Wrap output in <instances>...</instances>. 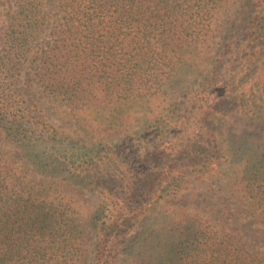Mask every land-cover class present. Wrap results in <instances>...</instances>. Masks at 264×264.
<instances>
[{"label": "trees", "instance_id": "trees-1", "mask_svg": "<svg viewBox=\"0 0 264 264\" xmlns=\"http://www.w3.org/2000/svg\"><path fill=\"white\" fill-rule=\"evenodd\" d=\"M54 1L39 43L43 0L0 3V135L28 165L0 150V264L79 263L66 203L37 183L52 173L98 198L90 264H264V247L195 213L147 226L158 201L215 175L225 120L264 131V94L252 90L264 85V0ZM224 4L223 43L204 63ZM22 85L63 101L93 141L47 123ZM260 148L236 188L264 227Z\"/></svg>", "mask_w": 264, "mask_h": 264}, {"label": "rangeland", "instance_id": "rangeland-1", "mask_svg": "<svg viewBox=\"0 0 264 264\" xmlns=\"http://www.w3.org/2000/svg\"><path fill=\"white\" fill-rule=\"evenodd\" d=\"M4 1L0 0V3ZM43 3L47 12L46 20L49 21V24L44 27L43 33L37 40L38 43L48 32L50 23L54 20L55 1L43 0ZM230 5L224 4L213 19V31L202 57L204 63L212 57L211 54H214L216 43H223L224 27L227 17L231 13L227 11ZM263 81L264 77L260 78V82ZM249 89L250 84L242 88L245 94L244 100H250L247 97L252 96L251 94L246 95ZM21 90L25 98L42 111L47 123L58 129H63L71 138H79L86 143L93 141L94 138L87 137L75 126L73 118L66 113L67 107L63 101L54 98L53 95L41 92L34 86L26 88L25 85H22ZM252 90L254 96L256 94L263 95L264 85L256 84ZM254 96L252 98H255ZM221 132L224 157L219 160L220 164L215 175L206 182L197 186L191 185L188 190L180 191L177 195H168L158 201L147 214V226L165 225L164 215L170 216L178 211H185L195 213L202 219H208L218 224L220 228L227 226L229 229L239 232L247 242L264 247V227L256 219V212L249 205L245 194L236 188V180H239L245 162L253 154L254 146L259 145L260 149L264 148V131L237 116L225 120ZM0 150L11 153L12 159L19 166L22 165L25 169L28 166L22 164L17 151L5 143L1 135ZM29 173L30 171H28ZM52 174L53 176L37 178V183L42 182L41 193L52 202L58 203L60 199L62 203H66L64 207L68 223L73 225V229L80 239V261L78 264H90L93 256L95 231L91 220L98 198L76 184L60 180L58 176Z\"/></svg>", "mask_w": 264, "mask_h": 264}]
</instances>
